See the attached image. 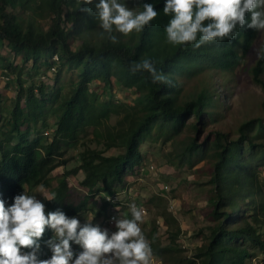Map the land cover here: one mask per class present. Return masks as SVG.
<instances>
[{"label": "trees", "instance_id": "obj_1", "mask_svg": "<svg viewBox=\"0 0 264 264\" xmlns=\"http://www.w3.org/2000/svg\"><path fill=\"white\" fill-rule=\"evenodd\" d=\"M28 2L0 0V47L9 54L0 53V60L6 62L2 72L7 77L4 86L10 87L15 80L11 107L1 105L0 95V200L6 207L11 206L16 195L30 193L35 186L43 185L48 188V194L44 195L45 213L59 209L68 217L93 211L88 203L94 195L113 192L118 186L126 188L124 178L138 176L136 168L145 160L140 143L156 125L177 132L189 116L195 119L192 123L195 131L198 125L213 123L217 119L215 114H219L215 111L218 103L215 95L203 89L179 103L182 89L179 79L203 70H234L257 32L240 29L234 39L198 49L191 45L174 46L168 43L165 33L171 18L163 13L165 0H137L134 6L138 12L145 3L153 4L158 12L142 32L118 36L113 31L116 43L109 36L97 43L81 39L73 49L72 42L82 36L83 30L96 24V9L91 13L81 11L83 0H40V8L47 12L50 24L46 30H35L33 19L25 26L14 12L15 7L28 8ZM120 2L127 4L129 0ZM17 57L21 58L20 63L15 61ZM146 58L154 61L169 84L153 83L147 72L131 71L133 62ZM262 72L264 37L262 53L252 68L254 82L264 91ZM23 75L27 80L22 79ZM112 78L121 89L136 94L133 105L114 99ZM93 84H101V91L92 89ZM213 107L211 111L209 108ZM121 111V119L112 126L106 124L111 114ZM117 125L120 126L115 128ZM88 128L97 139H103V149L83 147L76 155L77 164L65 170L63 177L52 185L51 173L67 162L62 159L66 148ZM45 132L48 133L44 135ZM210 136H205L202 143L192 137L184 147L188 154L199 150L203 154L207 147L212 150L210 182L215 190L209 198L212 207L208 235L187 262L246 264L256 253L264 255V218L259 215L261 205L255 199L260 188L256 183L257 171L253 169L254 164L264 162V114L240 123L236 138L221 131ZM111 148L120 151L106 154ZM78 171L83 173L79 182V187L85 190L82 198L72 196L66 180ZM51 193H55V199L50 201L46 198ZM104 199L102 196L96 216L119 204ZM52 232L46 228L40 241L41 260L52 255L45 244ZM150 238L153 253L175 250L160 245L153 235ZM72 248L76 257L81 247L72 244Z\"/></svg>", "mask_w": 264, "mask_h": 264}, {"label": "rangeland", "instance_id": "obj_2", "mask_svg": "<svg viewBox=\"0 0 264 264\" xmlns=\"http://www.w3.org/2000/svg\"><path fill=\"white\" fill-rule=\"evenodd\" d=\"M136 2L137 0H133L132 3L130 0L127 2L128 7L134 12H138L137 6H134ZM28 5V8L15 7L14 10L22 20V24L26 26L27 21L33 19L35 30H46L50 24V18L44 8H40V0H29ZM96 19L94 26L86 27L81 33L82 36L72 42L73 49L81 42V39L97 43L108 36L103 33L100 27L99 17ZM116 34L121 35L118 32ZM263 37L264 30H257L254 40L234 70H203L190 77L179 79L182 85L178 94L179 103L193 98L203 89L211 91L215 95L218 100L215 111L218 110L219 114H215L217 119L213 123L208 122L204 126L198 125V131H195L192 127L195 119L193 116H189L185 125L177 132H169V129H166L167 126H164V129H159L157 125L153 127L139 146L145 160L136 168L138 176L125 177L123 183L126 186L125 189L118 186L113 192H98L88 203L93 206V211L79 212L73 217L79 219L81 225L88 221L99 224L101 228H107L111 234L116 231V228L115 224L111 227L107 224L106 219L110 213L115 214L116 218H131L130 205L134 204L137 208L142 207L146 216L141 228L146 239L151 241L150 235H153L160 245H169L175 249L162 254L153 253V264H176L177 261L181 264H188L187 261L194 253L195 248L200 246L208 235L212 207L209 198L215 193V190L214 184L210 182L213 162L210 156L212 150L207 147L203 154L200 153V150L188 154L184 147L192 137L202 143L205 136L210 138V134L215 131L225 132L229 138H236L240 123L263 116L264 91L259 84L254 82L252 75V68L262 53ZM0 53L3 56H9L1 47ZM15 61L20 63L21 58L17 57ZM5 64V61L0 60V95L3 97L1 105L9 108L12 105L11 99L15 92V80L13 79L10 87L4 86L5 79L2 72ZM260 75L264 80V72ZM22 79L25 80L26 76L23 75ZM111 82H113L111 87L114 99L127 106L133 105L136 94L132 90L121 89L114 84L113 78ZM90 86L99 91L102 89L101 84ZM209 109L213 111L214 107ZM122 113L121 111L111 114L106 124L109 126L115 124L117 120L121 119ZM48 121L51 122V119ZM119 126L117 125L115 128ZM160 132L166 133H161L158 136L160 138L151 140V137L157 136ZM50 135L49 131L46 136ZM83 147L103 149V139H97L91 128L80 132L78 140L71 143L62 156V159L67 162L55 168L51 173L53 175L52 185L63 177L62 173L65 170L71 169L77 164L76 155ZM119 151V148H111L106 151V154H117ZM190 163L192 164L190 165ZM253 169L255 172L257 171L256 183L260 188L255 199L261 205L260 209L258 206L259 215L264 218V162L254 164ZM82 178L81 171L66 178L73 197L78 195L79 198H82L85 193V190L79 187ZM38 187L35 186L30 193L28 191L25 193L35 195L38 200L44 203V195L48 194V188L44 187L45 192L40 193ZM102 196L112 202L120 201L119 204L110 206L105 214L96 216L95 212L103 201ZM53 236L52 232L51 238ZM174 236L176 238L172 240ZM183 246L185 247L183 248ZM80 252H82V248H80ZM75 258L73 257V259ZM246 264H264V255L256 253Z\"/></svg>", "mask_w": 264, "mask_h": 264}, {"label": "clouds", "instance_id": "obj_3", "mask_svg": "<svg viewBox=\"0 0 264 264\" xmlns=\"http://www.w3.org/2000/svg\"><path fill=\"white\" fill-rule=\"evenodd\" d=\"M83 5V12L96 9L100 27L113 43L117 42L114 29L125 36L139 33L158 15L151 3L143 4L139 12L120 0H83ZM163 13L171 17L165 33L174 46L198 49L234 39L240 29L264 30V0H165ZM130 67L133 73L147 72L153 83H170L149 58ZM38 191L44 193V186ZM46 199L54 200L55 193ZM130 212L131 218H112L116 231L109 234L107 228L91 221L81 225L74 215L68 217L59 209L46 214L45 204L35 195H16L8 207L0 200V264H153L152 248L141 228L146 212L134 204ZM46 228L54 233L45 241L52 255L41 260L40 241ZM72 244L82 248L75 259Z\"/></svg>", "mask_w": 264, "mask_h": 264}, {"label": "built area", "instance_id": "obj_4", "mask_svg": "<svg viewBox=\"0 0 264 264\" xmlns=\"http://www.w3.org/2000/svg\"><path fill=\"white\" fill-rule=\"evenodd\" d=\"M53 59L56 60V59H57V56L54 55V56H53ZM3 77H4V79H7L6 76H3ZM44 134H47V132H45ZM140 208H142V207H140ZM142 209H144V208H142ZM113 217H116V215L113 214V213H111V214L108 216L107 223H108L109 226H112V225L114 224V221L112 220ZM184 247H185V246H183V248H184Z\"/></svg>", "mask_w": 264, "mask_h": 264}]
</instances>
